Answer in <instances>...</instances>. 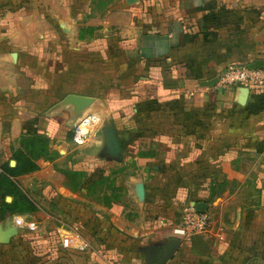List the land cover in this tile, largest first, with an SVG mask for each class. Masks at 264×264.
Segmentation results:
<instances>
[{"label":"crops","instance_id":"obj_1","mask_svg":"<svg viewBox=\"0 0 264 264\" xmlns=\"http://www.w3.org/2000/svg\"><path fill=\"white\" fill-rule=\"evenodd\" d=\"M255 63L264 69V0H0V151L13 131L69 151L73 128L92 115L95 132L79 148L100 152L112 192L135 210L106 208L99 264H162L172 239L165 264H264V87L218 85L226 67ZM71 94L95 102L75 116L61 103ZM109 126L120 162L104 155ZM198 203L209 231L178 235ZM23 231L0 243V264H15ZM53 236L50 254L18 264H90L76 237Z\"/></svg>","mask_w":264,"mask_h":264},{"label":"rangeland","instance_id":"obj_2","mask_svg":"<svg viewBox=\"0 0 264 264\" xmlns=\"http://www.w3.org/2000/svg\"><path fill=\"white\" fill-rule=\"evenodd\" d=\"M86 21L78 22L77 28ZM23 68L28 72L32 67ZM28 79L31 81L32 77ZM4 141L8 145L3 152L0 151V156L5 158L4 162L0 161L1 233L13 215L29 214L31 217L17 230L19 232L23 228L28 232L23 231L25 235L20 240L24 241L13 244L12 249L17 255L8 257L10 261L18 264L21 261L19 257L24 256L22 262L27 260L34 263L37 257L48 255L51 248H57L48 239L60 235L62 239L76 237L82 247H86L89 263L99 264L101 261L93 253L100 249L95 242L97 229L102 224L105 227L109 221L106 208H110L112 202H118L125 206L121 211L123 214L128 218L135 216V210L129 208L130 197L122 192H112V168H107L100 160V152L87 153L84 148L74 145L65 151L62 147L55 148L48 138L23 133L19 135L15 131L11 138ZM67 156H70L69 161L57 160L58 157ZM127 169L130 168L117 170L123 180L129 173ZM103 173L106 175L102 176ZM54 188L59 195L53 193ZM65 245L68 249H76L68 246L66 240Z\"/></svg>","mask_w":264,"mask_h":264},{"label":"built area","instance_id":"obj_3","mask_svg":"<svg viewBox=\"0 0 264 264\" xmlns=\"http://www.w3.org/2000/svg\"><path fill=\"white\" fill-rule=\"evenodd\" d=\"M218 85L223 89L246 88L256 90L264 87V69L250 70L247 66L235 65L223 69L218 76ZM96 123L92 115H86L75 125L72 131L71 141L75 146H82L85 140L95 132ZM29 214H16L9 220L10 227L18 230L30 219ZM210 229L208 214H198L191 209L185 213L181 226L176 230L178 235H186L188 232L205 233ZM86 247H80L85 251Z\"/></svg>","mask_w":264,"mask_h":264},{"label":"water","instance_id":"obj_4","mask_svg":"<svg viewBox=\"0 0 264 264\" xmlns=\"http://www.w3.org/2000/svg\"><path fill=\"white\" fill-rule=\"evenodd\" d=\"M248 69L250 70H255V69H263V64L262 63H255L253 65L247 66ZM215 82L212 83H203L204 85L202 86H214ZM243 94L245 95L247 93L246 88H242ZM95 100L91 97H85V96H78V95H68L67 97L64 98V100L61 102L63 106H71L73 108V114L75 116H79L86 112L93 104ZM105 133V142H106V150H105V157L109 161H114V162H120L121 161V151L120 147L117 141V137L115 134V131L112 127H106L104 129ZM137 197L139 200H143V189L142 186L139 185L138 190H137ZM206 205L203 203H198L195 205V212L198 214H203L206 212ZM17 235V231L10 227L9 221L6 223L5 226V231L3 234V239H0V243H5L8 238H11L13 236ZM178 245V241L176 240H170L169 245L167 250L163 253L161 259H162V264H165L171 257L173 256L174 252L176 251Z\"/></svg>","mask_w":264,"mask_h":264},{"label":"trees","instance_id":"obj_5","mask_svg":"<svg viewBox=\"0 0 264 264\" xmlns=\"http://www.w3.org/2000/svg\"><path fill=\"white\" fill-rule=\"evenodd\" d=\"M27 213V212H26Z\"/></svg>","mask_w":264,"mask_h":264}]
</instances>
